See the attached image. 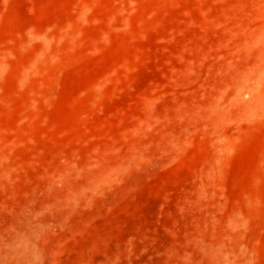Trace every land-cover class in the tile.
Masks as SVG:
<instances>
[{
	"label": "rangeland",
	"instance_id": "obj_1",
	"mask_svg": "<svg viewBox=\"0 0 264 264\" xmlns=\"http://www.w3.org/2000/svg\"><path fill=\"white\" fill-rule=\"evenodd\" d=\"M0 264H264V0H0Z\"/></svg>",
	"mask_w": 264,
	"mask_h": 264
}]
</instances>
